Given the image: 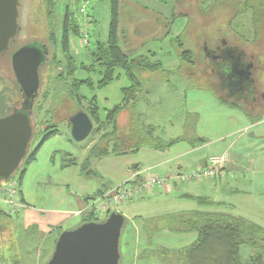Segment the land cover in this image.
Returning <instances> with one entry per match:
<instances>
[{
    "label": "crops",
    "instance_id": "1",
    "mask_svg": "<svg viewBox=\"0 0 264 264\" xmlns=\"http://www.w3.org/2000/svg\"><path fill=\"white\" fill-rule=\"evenodd\" d=\"M203 1L205 0H202V3ZM108 4L106 0L103 1L102 10L99 11L104 19L103 23L106 22L105 26L101 23V26L99 24L94 27L96 20L85 16L81 19L80 25L78 24L80 27L78 33L70 36L71 57L77 67L74 77L89 82L79 90L84 105L86 107L89 101L95 99L100 122H104L106 113L117 105L120 108L114 115L115 120L126 112L134 111L139 115L138 122L141 128L152 127L154 136L166 141L173 140V142L163 149L142 146L137 151L124 155L108 154L100 158H92L88 166L83 169L90 147L105 130H109V126L101 127L96 132V136L85 145V158L80 170L75 174V192H70V197L66 194L62 199L67 206L64 210H59L61 212L54 213L60 217H54L53 224H57L58 228L65 227L71 223L72 219H75L74 225L63 230L81 224L82 218L74 215L73 212L81 208L87 198L105 193L131 176L132 180L139 181L145 176L143 171L146 169L150 173H166L177 168L190 169L202 164L210 155L226 153L229 159L228 169L233 172V176H226L222 180L208 178L199 181L189 180L165 189L155 187L151 192L135 196L121 204L118 212L124 216L125 226L120 240V264H181L176 261V252L192 243L197 233L171 232L164 225V221L170 216L190 215L195 212L222 213L242 217L264 228V66L262 67L255 60L256 52L261 50L256 47L258 40L261 41V34L253 26V10L247 8L241 13L242 15L238 14L231 19L232 21L239 16L241 23L247 25L246 31L239 32L240 36L246 37V46L238 43L240 37L233 39L235 42L232 44L226 40L221 43V45L236 47L244 55L253 58L252 95L249 96L247 92L242 91L237 93L239 95L230 94L223 100L221 96H215L217 103L215 108L219 111L214 116L215 119L201 117L198 112L192 113L191 110L187 118H195V125L183 135L166 138L155 122L149 118L142 122L144 108L148 104V113V108L155 102L154 100L147 102L135 98L129 99L125 104L124 90L131 84L122 69L114 70L111 83L102 88L97 87L103 77L104 69L94 62L93 57L98 52V46H105L108 40L111 20L109 1ZM149 5L160 8L162 2L161 0H120L118 42L129 59L146 55L150 62L159 64V69L142 74L143 78L153 79L157 73L161 76L164 73L167 75L183 70V65L187 62L181 61L178 56L180 43L174 42L177 46L174 52L170 40L173 38L179 40L184 37L189 22L186 17L177 16L179 19L170 25L172 22L166 21L170 14L165 12L163 16V11L146 10L145 8ZM161 17L164 19L161 20ZM62 18L64 19L63 16ZM62 18H58V25L56 24L54 28L59 46L62 29L60 35H57V32L63 22ZM147 31L150 32V40L142 44L144 32ZM181 39L183 48L191 50L185 47L187 45L184 42L185 37ZM55 51L59 53L60 47ZM191 52L194 55L192 50ZM82 65L89 69H80ZM257 71L262 72L259 78L255 76ZM159 80H161L158 81L159 87L156 85L146 87L145 97L156 93L158 88L162 87V83L166 82L164 77ZM80 106L84 110L83 105ZM55 135L40 146L36 156L42 146L52 140ZM57 151L58 149L55 152ZM36 156L31 163L36 161ZM71 157H73L72 154ZM74 159L73 165H76V158ZM71 182L73 181L65 182L67 191ZM22 200L26 207L19 212L17 218L27 222L26 228H32L31 225L38 222L41 224L40 219H33L35 211L23 194Z\"/></svg>",
    "mask_w": 264,
    "mask_h": 264
},
{
    "label": "rangeland",
    "instance_id": "2",
    "mask_svg": "<svg viewBox=\"0 0 264 264\" xmlns=\"http://www.w3.org/2000/svg\"><path fill=\"white\" fill-rule=\"evenodd\" d=\"M103 1L105 2V0H53L49 15V0H20L19 22L21 30L10 48L13 49L17 45L37 39L44 42L49 50L48 61L40 70L41 84L31 116L33 136L30 140L29 153L34 151L42 139L43 130L47 126H52L49 131L57 130L58 133L42 146L36 156V161L29 165L22 162L19 169L11 175V178L18 181L19 190L33 207L35 211L33 219H40L41 224L38 222L31 225L32 228H26L27 222L21 217L20 220L17 217L10 218L1 215L0 257L3 254L12 261H19L20 259L24 262L23 264H44L52 254L54 239H57L60 234L59 230L63 231V228H68L75 223V219H72L71 223L65 227L58 228L57 224H53V219L60 216L54 213L64 210L67 205L62 199L66 194L70 197V192H75V174L80 170L81 163L85 158V145L96 136V132L92 131L86 139L80 142L71 138L69 117L82 108L65 94L71 91V84L64 71H62L63 76H60L65 63H63L61 53L58 51L55 53V49L58 50L60 47L59 43L58 45L54 44V46L49 35L50 32L55 31L58 18L64 17L66 7L79 25L83 17L89 16L96 20L94 27L99 24L101 26L104 19L99 11L102 10ZM238 1L242 4L243 0H217L214 2L205 0L203 3L202 0H161L160 8L156 5L154 7L149 5L148 8H145L146 10L163 11V16H165V12L170 14L169 19L166 20L172 22L170 25L174 24L180 18L179 16L186 17L189 23L186 28L187 33L184 35L186 40L184 42L187 44L185 47L194 52L192 55L193 64L185 63L183 70L167 75L164 73L161 75L162 77L157 73L155 78L144 85V89L139 95V100L155 101L150 104L148 113V104L144 108L142 122L144 123L148 118L155 122L164 137L171 138L183 135L189 128L193 127L195 118H187L191 110L192 113L198 112L201 117L215 119L214 116L219 113L215 108L217 104L214 99L215 96L218 97L219 95L223 100L230 95L229 89L220 80L218 71L204 55L203 47H214L224 40L232 44L236 37L241 39L238 40V43L246 46V37L240 36L239 32L241 30L246 31L247 25L241 23L239 16L230 21L234 12L233 9L236 8L235 11H239L242 6L237 5ZM106 2L108 4V0ZM163 19L161 17V20ZM62 23L58 28L57 35H60ZM105 24L106 22L102 25L105 26ZM89 34L91 37V33ZM149 36L150 32H144L142 44L145 41L149 42ZM260 36L261 41L258 40L256 47L261 50L256 52L255 60L263 67L264 34ZM159 40L163 41V39ZM174 42V38L170 40V44L174 48L173 51L177 48ZM249 46L251 47V45ZM179 52L181 50L177 51L178 54ZM252 75H254L253 71ZM255 76L259 78L262 76V72L257 71ZM163 77L167 83H162V87L158 88L156 93L145 97L146 87L152 85L159 87L158 81H161L159 79ZM63 83L65 90H63ZM20 101L18 85L10 67L9 54H5L0 57V114L17 107ZM129 118L130 113L127 112L117 118L116 125L120 135L126 132ZM56 149H58L57 152H55ZM67 152L71 153L77 161L76 165L70 168L63 166L66 156L64 153ZM25 171L27 172L25 173ZM67 180L73 181L68 188L69 191H67L65 184ZM252 252V249L247 246L240 248L243 259Z\"/></svg>",
    "mask_w": 264,
    "mask_h": 264
},
{
    "label": "trees",
    "instance_id": "3",
    "mask_svg": "<svg viewBox=\"0 0 264 264\" xmlns=\"http://www.w3.org/2000/svg\"><path fill=\"white\" fill-rule=\"evenodd\" d=\"M111 6V20L109 24L108 40L105 46H98V52L94 55L93 60L97 62L103 69V77L98 82L97 87L102 88L113 80V73L116 68L124 71L125 75L130 81L131 86L124 90L125 104L131 99H139V95L144 89V85L152 78H143V72H149L160 68L158 63H152L146 55L134 56L131 59L122 51L118 42V11L120 0H108ZM49 15L51 14V5L53 0H49ZM237 5H242L239 11H235L231 19L242 13L247 8L253 10V25L257 32L264 34V0H243L242 4L237 2ZM20 9V7H19ZM230 19V21H231ZM78 22L73 17L72 13L67 8L63 19L62 34L60 39V52L62 56L64 67L61 69L60 76H63L62 71L65 72L67 79L71 84V91L66 92L68 98L78 105H83V108L93 124H95L93 131L97 132L101 127L109 126V130H105L94 143L88 152V156L83 165L85 169L90 159L100 158L108 154L124 155L137 151L142 146H149L151 148L163 149L169 146L173 140H164L161 137L154 136V129L149 127L147 129L139 126V115L134 111H130V118L124 134L119 133L116 125L115 113L120 108L118 105L114 106L106 113L104 122L98 119V108L95 99L87 103L85 107L83 98L80 94V88L88 83V81H81L74 77L77 67L71 57L70 52V36L78 33ZM51 43L58 44L55 33L50 32ZM182 38V37H181ZM175 40L179 42L181 52L178 56L181 61L193 64L192 52L183 48L182 39ZM55 46V45H54ZM56 48V47H55ZM56 53V51H55ZM60 64V63H59ZM61 68V67H60ZM80 69H89L85 66H80ZM68 83V82H66ZM63 90L65 84L63 83ZM11 111V110H10ZM10 111L0 114L3 116ZM52 126H47L42 133V139L36 146L33 152H30L23 160L25 164L31 163L36 156V152L40 146L51 136L57 133V130L49 129ZM64 167L75 164V159L71 157L70 153H64ZM23 177V175H22ZM19 199L22 200V193L19 191ZM88 198L86 199V201ZM26 207V205H25ZM23 207V208H25ZM19 209L15 215H8L0 208V216L18 217ZM92 213L82 217V223L87 221H100ZM164 225L175 233H190L196 232V239L189 245L179 249L176 252V261L181 264H264V228L258 226L247 219L239 216L222 214V213H200L195 212L190 215H177L167 217ZM61 232V230H59ZM56 239H54V242ZM247 246L252 249V253L248 254L247 258L243 259L240 254V248ZM2 254L0 257V264H23L24 262L8 259Z\"/></svg>",
    "mask_w": 264,
    "mask_h": 264
},
{
    "label": "water",
    "instance_id": "4",
    "mask_svg": "<svg viewBox=\"0 0 264 264\" xmlns=\"http://www.w3.org/2000/svg\"><path fill=\"white\" fill-rule=\"evenodd\" d=\"M20 0H0V57L9 54V62L14 79L21 93L22 102L19 108L0 116V181H6L19 169L29 154L30 140L33 136L32 107L40 88L39 68L44 64L48 53L47 46L40 40L33 39L17 49L10 46L15 42L21 25L19 22ZM227 55L233 63L243 56L236 47L226 48ZM207 53V47L204 48ZM211 54V53H210ZM237 56V57H236ZM218 71L220 80L234 92L230 79L251 80L248 95L253 93L252 67L249 62L234 70L227 66L218 68L219 57H208ZM229 75V77H228ZM247 92V91H246ZM242 95V94H241ZM71 138L80 142L93 131V121L89 115L79 110L69 117ZM125 224L124 216L119 212H111L100 221L83 222L73 228L66 229L58 235L51 256L44 264H120V240Z\"/></svg>",
    "mask_w": 264,
    "mask_h": 264
},
{
    "label": "built area",
    "instance_id": "5",
    "mask_svg": "<svg viewBox=\"0 0 264 264\" xmlns=\"http://www.w3.org/2000/svg\"><path fill=\"white\" fill-rule=\"evenodd\" d=\"M228 163V155L220 153L210 155L202 164L190 169L177 168L166 173L154 174L146 169L143 171L145 176L139 181L132 180L131 176L114 185L107 192L88 199L73 214L82 218L92 213L104 219L111 212H118L121 204L135 196L147 194L155 187L165 189L189 180L199 181L206 178L222 180L226 176H233V172L228 169ZM11 177L6 181H0V208L8 215H15L25 205L19 199L18 181Z\"/></svg>",
    "mask_w": 264,
    "mask_h": 264
},
{
    "label": "flooded vegetation",
    "instance_id": "6",
    "mask_svg": "<svg viewBox=\"0 0 264 264\" xmlns=\"http://www.w3.org/2000/svg\"><path fill=\"white\" fill-rule=\"evenodd\" d=\"M26 43H24V44H26ZM24 44H22V45H24ZM41 45H46V44L43 42V43H41ZM19 46H21V45H19ZM19 46L17 45L15 47V49H17ZM227 47H229V45H221V44L215 45L214 47H208L207 48V53H205V51H204V55H206L207 58L209 56L211 57L212 54L215 55V56H218L219 58L216 61H214V62H218V68L221 71L224 70L225 68H227V66L231 67L232 70L235 71L234 67H235V65H237L235 67V69L238 71V70H240L239 69L240 67H243V66L247 65L249 62H251L254 65L253 58L252 57H248V56H246L244 54H243V56H240L239 59L237 61H235V63H233V60L229 59V57L231 56V51H230V55L229 56L227 55V53H228V51L226 50ZM46 48H47L48 53L46 55V60H45L44 64L39 68V75H40L41 68L46 65V63L48 61V58H49V50H48V47H46ZM203 48H205V46ZM252 68H254V66ZM228 77H229V75H228ZM40 84H41V78H40ZM229 84L230 85L231 84L234 85V86L231 85L234 92H239L238 90H243V92L247 91V93H248V91H250L249 85L251 84V80H243V79L234 80V78H231ZM18 91H19V88H18ZM19 93H20V91H19ZM20 97H21V93H20ZM35 99H36V97H35ZM35 99H34V101H35ZM21 102H22V97H21V101H20L19 105L17 107H13V108H19ZM33 107H34V103H33ZM33 107H32V112H33ZM93 126H95V124H93Z\"/></svg>",
    "mask_w": 264,
    "mask_h": 264
}]
</instances>
